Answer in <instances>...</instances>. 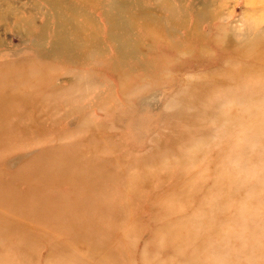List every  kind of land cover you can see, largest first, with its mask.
I'll return each instance as SVG.
<instances>
[{
    "label": "rangeland",
    "instance_id": "374dc122",
    "mask_svg": "<svg viewBox=\"0 0 264 264\" xmlns=\"http://www.w3.org/2000/svg\"><path fill=\"white\" fill-rule=\"evenodd\" d=\"M133 1L146 9L120 12L124 18L111 36L104 0L84 5L80 0H0V103L10 110L8 118L0 117L5 120L0 123V187L47 208L33 210L40 224L25 223L36 232L25 249L12 239L22 231L7 227L12 244H0V258L4 264L11 258L16 264H49L52 257L65 260L70 253L71 261L81 256L79 264H108L103 249L93 253L97 232L78 246L54 234L79 225L75 213L65 214V204L92 208L89 193L103 187L116 207L111 217L89 220L97 225L92 232L100 231L99 225L115 230L109 241L125 237L124 259H115L203 264L205 254L189 261L192 247L176 250L165 235L169 228L177 233L172 240L185 233L188 220L205 230L206 217L198 212L205 207L182 200L190 207L173 214L174 207L161 206L160 200L183 191L170 190L183 164L201 169L211 155H219L221 166L204 170L203 176H210L203 177L204 187L211 190L213 171L228 167L240 189L232 205L218 212L222 219L215 215L217 230L229 233L225 241L217 236L221 252L216 229L209 238L206 230L199 245L207 243V264H264V60L244 54L253 44L264 47V0L123 3L133 6ZM170 2L176 8L173 18L164 11ZM260 71L263 81L253 84ZM229 76H234L232 85L223 84ZM15 107H22L21 115L12 114ZM17 121L14 132H2ZM42 167H61L64 175L87 173L81 200L70 188L72 176L56 186L55 176L47 185L30 177ZM100 171L128 179L115 189L111 182L103 185L104 178L97 182ZM143 176L158 183L142 185L139 198L132 182ZM101 211L107 215L109 208Z\"/></svg>",
    "mask_w": 264,
    "mask_h": 264
},
{
    "label": "bare ground",
    "instance_id": "6f19581e",
    "mask_svg": "<svg viewBox=\"0 0 264 264\" xmlns=\"http://www.w3.org/2000/svg\"><path fill=\"white\" fill-rule=\"evenodd\" d=\"M80 1H81L80 4L84 5V4L90 3V1L93 2L94 0H80ZM123 2H124V0L122 2L116 1V0H104L103 6H104L105 10H103V11L106 12V14H104V13L103 14H104V17L107 19L108 25L112 27V30L110 29L112 31L111 36L114 35V33H118V32H116V30L119 27L118 24L124 18V16L122 17L120 12L145 10L146 9V6L144 4H134V1H133V6H127ZM106 4H107V6H106ZM173 4L176 5L175 2ZM129 8H131V9H129ZM149 9L147 11H149ZM175 10H176V8L173 5H171V2L167 3L164 7V11L167 12L168 16L170 15L171 18H173L172 13L175 12ZM158 12H160V11H158ZM149 14H151V13H149ZM132 18H134V17H132ZM165 18L166 17H164V19ZM56 19H58V21L63 19L62 14L61 13L57 14ZM144 23H146V22H144ZM141 24H143V23H141ZM146 27H147V24H146ZM61 28H62V26H61ZM56 38H57V35H56ZM244 54L258 58V60H264V47L263 46L261 47L257 43L253 44V46L250 49H248L247 52H244ZM263 72H264V70H263ZM261 73H262L261 71L256 73L255 78L252 81L253 84H255V82L257 83V82L263 81L262 80L263 77L261 76ZM238 76H239V78H244L245 74H238ZM232 77H234V76H229L227 81L223 80L224 82L222 81V83L225 85H232V82H231ZM13 103H16V102H13ZM12 110L14 111V112H12V114H15V112H18V114L21 115L22 107H18V108L15 107V108H12ZM9 113H10V110L4 106H1V103H0V117L8 118ZM2 121H5V120L0 119V123ZM18 124H19L18 121L14 122L10 128L3 130L2 132L3 133H12L18 127ZM0 126H1V124H0ZM197 155L198 154L194 153L195 157H197ZM85 156L86 155L82 154V157L78 158V162L79 163L83 162L85 159ZM204 157H205V155H204ZM221 157L222 156H219V155L215 156V157H213V155H211V158L208 161V163L206 165H202L201 169H200V167L199 168L198 167L197 168L191 167V165L187 161H189V162H192V161L187 160L186 161L187 163L183 164V166L180 168V170L175 174V178L177 180V182H176L177 187L173 186V188L170 189L171 191H174L176 188L177 190L181 189L183 191H179V190L174 191L177 193L172 194V195L169 194L166 198L162 197L160 200V201H162L161 206L167 207L169 209L172 208V206L174 207V210L172 209V211H171V213H173V214H174V212H178V213L183 212L190 207L189 203L183 202L182 200L188 201L190 199L193 204L198 203V204L205 207V210L204 209L198 210L199 213H203L204 216L206 217V219H205L206 222L205 223L203 222L205 227H206L205 230H201V227H199L198 226L199 224H196V222L188 220L185 223H187V224L190 223V228L185 233L178 235L175 239L172 240L171 234H173V233L177 234V233L171 231L172 229L170 230V228H169L168 234L165 235V241H167L169 244H172L173 247L176 248V250H178V249L184 250V248H186L188 246L192 247L193 253H195V254H191V256L189 257V261L191 259L193 261L196 259L197 256L199 257V256H202L203 254H205L207 259L204 260L202 263L207 264V260H208L207 243L204 245H199V242L203 239L202 236L206 230L208 231V233H207L208 236L206 238H209L210 231H212L213 229L217 230V228L215 227L217 225L215 222V217L219 216L222 219V217L224 215L221 213H218V212H220L221 210H224L222 208L224 205H226V203L234 201L233 197L235 198V194H236L237 190L240 189L239 185L241 184V182L239 181L238 176L235 175L232 171H230L228 169V167L219 168L218 172H215V170L213 171V183L214 184H213V188L211 190L206 189L204 187L203 179L208 175L206 173L207 175L205 174L206 176L205 177L203 176L204 170H206L207 166H209V167L210 166H212V167L221 166V163H222ZM202 161H204V159ZM74 165L77 167L78 164L74 163ZM79 172L81 174L80 176H76L74 174H73V176L70 174L64 175L61 173V167L60 168L42 167L41 169H39L35 173V175H30V177H35V178L39 179L42 183L47 185V184H49L50 177L55 176L56 178H59V181L54 184L56 186L60 182H65L69 176H72L75 180L70 185V188L75 191V194H77V201H78V200H81V198L83 196V194H81V192L83 191V188L86 187L85 186V180L87 177V173H85L81 170ZM101 178L106 179V181L102 183L103 185L108 184V182H111L115 189L118 188L120 185L124 184V182H126V180L128 179V178L127 179L123 178L121 176L119 177L115 173L113 174L112 172H106V171H100L98 173L97 182H99V180ZM144 178H146V177H144V176L141 177L138 183H135L134 181L132 182V185L134 186V188L132 190H135V188L138 190L136 197L137 196L139 198L142 197L143 193L141 190H143L142 187L144 185L148 186V187H154L158 183V182L153 183L150 180H144ZM22 179L24 181H26L25 177ZM1 190H3V192L0 194V196L2 195L3 201H0V244H6L7 242L11 243V241L8 239V235L6 233V230H8L7 229L8 226L14 225L16 230H20L22 232L15 233V237H13L12 239L14 240V243L19 248L25 249L30 245V242H31L30 238L33 237L36 233V232H32V231L27 230L25 223L26 222H32L34 224H40L39 221L37 220V216L35 215V213H33V210L38 209V208H41L44 210L47 208H45V206H43L41 204V202H34L33 199H24L20 195H16L15 193H13L14 191H12L11 189H5V188L0 187V191ZM89 194H90L89 197L93 202L92 208H90V207L84 208V206L80 205L79 203L74 204L72 206L65 204L66 206H64L65 214H68L69 211L71 213L76 214V216H74V218H75V221L79 224L78 227L66 230L65 232L56 231V232H54V234L63 235L67 238V242L70 245H77L78 246V244H85V243L89 242V240L91 239V235L95 234L97 232L98 234H100V236L97 237L95 239V241L92 240V245L94 248L93 253H96L97 251H100L103 249L102 251L105 253V255L103 256L102 259L107 260L108 264H118V263L122 264L123 262H120L119 260H122L124 258L122 257L123 254L121 253L120 248L122 246V243H124V241H125V237L121 236L118 238V235H117L116 236L117 238H112L113 232L115 230H112V228H104V227H101L100 225L98 227V229L100 231L94 230L92 232L91 229L97 228V225L93 221L89 220L91 215H93V218H95V219H104L107 217H111L112 216L111 212L116 207L113 204L114 198L110 197L109 192L106 191L103 187L101 189H99L97 192H94L93 194L90 192ZM104 194L106 196H108L106 201H104L102 198V197H104ZM63 196L67 197L65 195H63ZM139 198H137V199L139 200ZM63 200H64V198L59 199V201H61V202H64ZM176 201H178V203H179L178 206H174ZM230 204L232 205V202ZM130 205L127 204V206H126L127 209H130V207H131ZM6 206H7V210L4 211ZM101 207L109 208L107 215H104L105 213L101 211ZM73 208H75V209L77 208V211H75ZM175 210H177V211H175ZM123 213H124V211H123ZM34 216H35V219H34V221H32V218ZM119 216L123 217V215L121 213L119 214ZM50 220L52 221V216L50 217ZM59 225H61V222H59ZM222 228H223V230H220V231L217 230L218 233L214 237V239L216 241L215 243H217L219 248H220V252H221L222 246L220 243V237L218 238L217 236L218 235L221 236V238H223L225 241V238L228 237V235H229V233L227 231H225L224 227H222ZM130 232H131V230H130ZM111 235H112V237H111V240L109 241ZM198 237L200 239L199 241H198ZM209 240L211 241L212 239H209ZM115 255H117L116 257L120 256L122 259L121 258L115 259L113 257ZM80 257L81 256L77 254V256H75L76 261H74V260L71 261L72 257L70 256V253H66V259L65 260L61 259L59 257H52V260L50 259L49 264H79L78 260L80 259ZM201 259H202V257H201ZM3 261H4V259L0 258V264H4ZM10 261H11L10 264H16V262L13 258H11ZM193 262H195L196 264L199 263L198 261H193Z\"/></svg>",
    "mask_w": 264,
    "mask_h": 264
}]
</instances>
